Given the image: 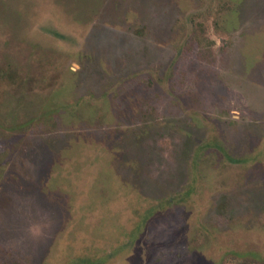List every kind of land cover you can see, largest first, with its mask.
<instances>
[{
  "label": "rangeland",
  "instance_id": "obj_1",
  "mask_svg": "<svg viewBox=\"0 0 264 264\" xmlns=\"http://www.w3.org/2000/svg\"><path fill=\"white\" fill-rule=\"evenodd\" d=\"M0 264H264V0H0Z\"/></svg>",
  "mask_w": 264,
  "mask_h": 264
}]
</instances>
